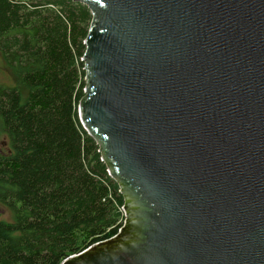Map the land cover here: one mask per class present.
<instances>
[{"label":"water","instance_id":"95a60500","mask_svg":"<svg viewBox=\"0 0 264 264\" xmlns=\"http://www.w3.org/2000/svg\"><path fill=\"white\" fill-rule=\"evenodd\" d=\"M72 1L125 220L62 264H264V0Z\"/></svg>","mask_w":264,"mask_h":264},{"label":"trees","instance_id":"16d2710c","mask_svg":"<svg viewBox=\"0 0 264 264\" xmlns=\"http://www.w3.org/2000/svg\"><path fill=\"white\" fill-rule=\"evenodd\" d=\"M92 14L72 0H0V264H62L115 237L124 198L79 118Z\"/></svg>","mask_w":264,"mask_h":264},{"label":"rangeland","instance_id":"374dc122","mask_svg":"<svg viewBox=\"0 0 264 264\" xmlns=\"http://www.w3.org/2000/svg\"><path fill=\"white\" fill-rule=\"evenodd\" d=\"M16 81L15 77L12 75L8 69L3 57L0 54V87H15ZM0 151L9 152L10 151V142L8 136L3 132L1 123H0ZM0 221L12 223L14 222L13 212L5 205L0 203Z\"/></svg>","mask_w":264,"mask_h":264},{"label":"built area","instance_id":"2783aa9c","mask_svg":"<svg viewBox=\"0 0 264 264\" xmlns=\"http://www.w3.org/2000/svg\"><path fill=\"white\" fill-rule=\"evenodd\" d=\"M124 212V211H123ZM125 216V215H124ZM124 224V223H123Z\"/></svg>","mask_w":264,"mask_h":264}]
</instances>
